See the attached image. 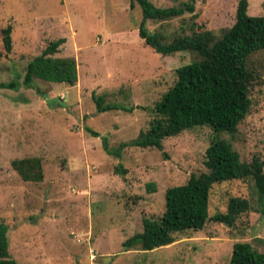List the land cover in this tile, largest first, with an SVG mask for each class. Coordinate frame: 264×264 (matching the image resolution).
<instances>
[{
    "label": "rangeland",
    "instance_id": "obj_1",
    "mask_svg": "<svg viewBox=\"0 0 264 264\" xmlns=\"http://www.w3.org/2000/svg\"><path fill=\"white\" fill-rule=\"evenodd\" d=\"M236 3L194 0V19L185 13L145 28L166 42L189 34L192 24L218 37L232 25ZM246 13L264 17V0H247ZM139 20L128 0H0V85L14 84L0 87V224L16 264H228L234 243L264 253L263 208L251 178L210 191L208 218L224 213L229 198L248 201L232 226L207 220L200 231L176 234L170 245L147 252L121 246L141 232L143 218L161 215L167 188L204 172L212 138L227 140L242 162L263 161L264 173V51L248 57L251 106L232 137L200 127L163 139L161 150L126 147L117 157L103 151L102 138L113 153L147 130L175 70L197 59L154 53L137 35ZM6 27L9 52L2 45ZM57 39L64 43L54 57L75 61L76 83L24 85L26 64ZM96 96L117 108L98 113ZM22 159L39 161L40 181L21 180L10 163Z\"/></svg>",
    "mask_w": 264,
    "mask_h": 264
},
{
    "label": "trees",
    "instance_id": "obj_2",
    "mask_svg": "<svg viewBox=\"0 0 264 264\" xmlns=\"http://www.w3.org/2000/svg\"><path fill=\"white\" fill-rule=\"evenodd\" d=\"M139 9L138 37L143 43L161 56L189 52L196 60L175 70L173 85L154 104L155 118L148 129L140 131L137 137L121 143L113 153L102 138V149L108 155L119 156L122 148H155L161 150V142L177 136L185 130L208 127L217 134L232 137L239 123L249 112L251 102L249 88L252 75L248 70V57L264 51V17L249 16L246 13L247 0H237L232 25L216 37L210 31L194 24L189 34L175 35L166 42L158 31L149 32L145 23H163L185 13L194 19V0L177 6L157 7L149 0H128ZM2 45L10 51V28L2 31ZM63 39L49 42L45 48L25 66L24 85L33 80L73 86L76 83L75 61L58 58L54 54ZM13 83L2 84V88H12ZM98 113L117 108L103 104V98H93ZM93 136L96 133L87 130ZM204 172L190 175L179 186L167 188L164 192L163 211L156 219L143 218L142 230L122 242L124 251H151L170 245L176 234L186 231H200L207 220L232 226L235 219L249 209L245 199L229 198L224 213H216L208 218L209 194L214 185L234 180L252 179L264 216V173L263 161L253 157L250 162H242L231 144L222 138H212L204 151ZM10 166L24 182H38L41 179L39 161L36 159L13 160ZM118 166L115 171L118 172ZM123 173V170H119ZM6 227L0 224V264H16L7 252ZM228 264H264V253L252 249L248 243H234Z\"/></svg>",
    "mask_w": 264,
    "mask_h": 264
}]
</instances>
